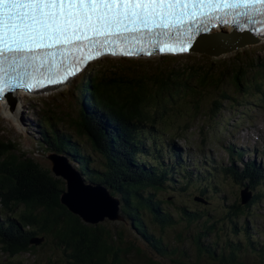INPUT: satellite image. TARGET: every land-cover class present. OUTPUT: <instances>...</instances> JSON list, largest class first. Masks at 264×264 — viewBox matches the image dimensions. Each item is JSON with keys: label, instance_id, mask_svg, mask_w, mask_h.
I'll return each instance as SVG.
<instances>
[{"label": "trees", "instance_id": "1", "mask_svg": "<svg viewBox=\"0 0 264 264\" xmlns=\"http://www.w3.org/2000/svg\"><path fill=\"white\" fill-rule=\"evenodd\" d=\"M243 55L155 70H83L73 88L77 114L42 109L40 144L65 156L88 182L102 184L118 197L123 226L83 222L61 202L64 180L36 159L17 154L15 141L0 137V247L16 257L35 252L38 244L32 239L39 238V244L63 250L59 260L38 264H131L135 252L144 256V264H264V229L255 223L253 211L264 200V167L247 163L243 171L223 169L253 193L245 205L241 197L229 199L220 190L218 166L207 164L204 174L188 171L190 164L174 153L176 145L167 162L161 143L160 125H169L171 118L187 119L177 126L175 140L190 131L200 114L215 120L225 103L245 105L237 98L241 95L264 102V56ZM234 148L235 162L243 151ZM190 188L201 207L163 198L169 190L180 196ZM126 225L140 236L146 251L126 240Z\"/></svg>", "mask_w": 264, "mask_h": 264}, {"label": "rangeland", "instance_id": "2", "mask_svg": "<svg viewBox=\"0 0 264 264\" xmlns=\"http://www.w3.org/2000/svg\"><path fill=\"white\" fill-rule=\"evenodd\" d=\"M226 31L225 29H223ZM228 32L230 30L228 29ZM258 39V38H257ZM253 42V40L246 41L239 44V48L229 50L225 54L216 56L209 52L197 49L190 55L182 56H151L149 58H133L119 55L118 57H104L99 61L93 62L84 70L86 73L95 72L100 68L121 67L125 69L148 70L157 69L161 66L170 64H209L214 60H228L236 54L240 56H264V41L257 45L247 46L245 43ZM236 47V46H235ZM128 58V59H127ZM234 59H231V61ZM234 68L232 64L230 66ZM82 77V76H81ZM80 81L79 79H70L67 83L55 87V89L47 92H34L31 95H21L24 100V109L20 114V122L12 120L3 111L0 106V137L4 140L15 141L18 144L17 154L25 153L28 157L36 159L44 167L50 168L52 162L49 159L50 152H47L40 144L41 133L38 127L41 111L44 108L54 107L59 112L65 115L74 116L77 114L76 104H78V95L73 93V88ZM228 92L233 95L234 87L226 86ZM237 96V95H236ZM239 101L245 105L234 106L233 103H225L223 113L215 120H209L208 117L202 113L194 121H192V128L185 133L180 139L173 140V136L178 134L177 126L184 125L187 119L176 120L178 118H171L169 125H160V133H164L161 143L165 150V160L170 161V148L176 145L182 151V160L188 166V171L203 172L208 171L206 165L218 166L216 176L221 181V189L229 199L240 198V191L243 185L231 173H225L224 168L233 166L240 171H243L246 164L256 163L264 167V102L254 95L247 98L243 95L237 97ZM249 101L250 103H247ZM211 99L205 101V111L209 109ZM187 110H192L189 105ZM86 143V139H82ZM243 149L242 156H236L233 161L230 147ZM235 149V148H234ZM261 152V153H260ZM209 159L211 163L207 162ZM174 160V157L173 159ZM192 160H196L197 164H193ZM234 168V169H235ZM235 169V170H236ZM194 192L190 188L188 193L180 196L172 195V192L163 193V198H172L177 204H188L193 207H201L202 203L195 200ZM0 204V211H2ZM257 212L255 223L264 229V200L253 208ZM1 215V213H0ZM109 227L123 226L121 221L103 222ZM126 240L136 243L138 246L146 251V246L140 236L131 230L128 225ZM264 240V235L261 238ZM44 243V242H43ZM38 244L35 252L22 253L16 257H10L9 253L5 252L0 247V263L2 264H18L19 261L27 262L29 264L47 263L51 260H59L63 256L61 248H54L52 244ZM145 254V253H144ZM131 264L138 262L144 264L146 262L144 256L134 253L131 257Z\"/></svg>", "mask_w": 264, "mask_h": 264}, {"label": "snow or ice", "instance_id": "3", "mask_svg": "<svg viewBox=\"0 0 264 264\" xmlns=\"http://www.w3.org/2000/svg\"><path fill=\"white\" fill-rule=\"evenodd\" d=\"M228 11L237 14L238 24L247 23L264 17V0H0V97L20 86V69L37 61L41 50L79 51L82 41L87 49L125 33L168 36L186 19ZM73 67L57 74L66 76Z\"/></svg>", "mask_w": 264, "mask_h": 264}, {"label": "water", "instance_id": "4", "mask_svg": "<svg viewBox=\"0 0 264 264\" xmlns=\"http://www.w3.org/2000/svg\"><path fill=\"white\" fill-rule=\"evenodd\" d=\"M221 32L220 34L203 36L196 41L194 49L197 48L213 54L214 51L224 48L221 43L226 42L229 37L235 46L252 39L249 35H241L235 30L232 34L226 35L225 32ZM229 43L231 42L229 41ZM49 158L52 161L51 170L53 174L65 182L61 202L71 213L79 216L86 224L91 225H99L106 220L121 222L125 220L121 214V200L114 196L106 186L88 182L84 175L63 155L52 153ZM240 197L242 203L246 205L252 200L253 193L246 186L241 189ZM196 200L200 199L197 198ZM41 241L43 240L39 238L32 239V242L37 244Z\"/></svg>", "mask_w": 264, "mask_h": 264}, {"label": "bare ground", "instance_id": "5", "mask_svg": "<svg viewBox=\"0 0 264 264\" xmlns=\"http://www.w3.org/2000/svg\"><path fill=\"white\" fill-rule=\"evenodd\" d=\"M226 31H223V32H225V35L226 34H232L233 32H234V29L233 28H224ZM228 29L230 30V32H228ZM211 32H213V31H211ZM220 33H222L221 31L220 32H218V31H214V34H220ZM227 38V37H226ZM225 39V38H224ZM229 41L231 42V43H229ZM261 41H264V38H261V39H257V38H255V39H253V42H247V43H245V45H247V46H253V45H257L259 42H261ZM226 43H229L228 45H226ZM227 47H226V46ZM221 46H223L224 48H222V49H218V50H216V51H214L213 52V54H215L216 56H220V55H223V54H225L227 51H229V50H234V49H236V48H239V46H236L235 47V45H234V42H232V40L230 39V37H229V39L225 42V41H223L222 43H221ZM226 47V48H225ZM197 50V48L196 49H194V51H196ZM78 75H76V77H77ZM53 89H55V88H53ZM52 88H50V92H51V90H53ZM30 95V93L29 92H27L25 95ZM21 95L22 94H17L16 95V98H14V99H12V100H10V102L8 101V103L9 104H5V100L3 99V98H0V106L3 108V111L6 113V115H8L12 120H15V121H17L18 120V123L21 121L20 120V114L19 113H21L22 111H23V109H24V105H22V104H24L23 102H24V100H23V98L21 97ZM19 99V100H18ZM20 120V121H19ZM21 123V122H20ZM175 153H180V154H182V151L179 149L178 151H176ZM261 153V152H260Z\"/></svg>", "mask_w": 264, "mask_h": 264}]
</instances>
